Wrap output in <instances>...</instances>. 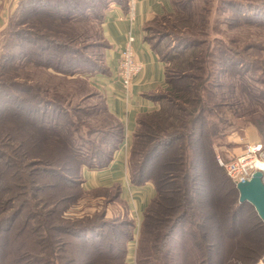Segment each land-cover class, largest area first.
<instances>
[{"label":"trees","instance_id":"obj_1","mask_svg":"<svg viewBox=\"0 0 264 264\" xmlns=\"http://www.w3.org/2000/svg\"><path fill=\"white\" fill-rule=\"evenodd\" d=\"M24 1L21 0L17 7L20 22L40 19L41 24H44L41 20L43 17L48 18L51 24L55 23V27L80 20L91 3L90 0ZM98 1H101L99 5L102 11V46L108 49L102 30L105 12L113 2L130 12L131 2ZM171 2L173 12L157 18L170 19L180 15L175 0ZM148 24L145 26V41L152 45L166 66V85L161 93L153 97L159 103L158 108L138 118L133 136L131 154L134 163L130 182L138 186L153 183L156 191V197L146 209L140 228L136 262L219 264V248L223 242L217 240L218 237L223 239L225 234H222V238L221 235H215L214 231L220 230V227L224 231L231 221L230 232H234L236 226L232 220L237 213L246 205L253 206L248 202H239L236 182L230 178H227L231 183L228 193L230 196L236 193V204L232 200L230 207L225 200L219 206L223 212L216 218L218 215L209 199V191L215 184L214 177L208 175L206 169L210 167L214 173L224 170L217 165L216 160L213 143L215 134L211 126L215 122L207 121V117L212 116L208 102L212 93L206 83L209 73L207 75L205 67L210 54L208 50L199 48V41L185 34L173 35L174 49L163 52L158 44L152 42L155 38L147 34L150 29ZM34 26L37 27V24ZM49 30L54 29L50 27ZM17 32V36L24 39L19 62L37 66L54 79L74 80L84 71L93 74L107 72L104 54L101 64L85 58L81 65L73 63V55L81 54V51L72 47V41L69 42V39L74 40L72 32L69 34L64 31L59 41L31 30ZM41 41H45L47 47ZM30 48L32 51L28 53ZM219 50V64L231 66L234 75L245 70L243 58L236 55L239 57L238 62L233 57L226 59L225 55L230 50L225 49L224 43L220 42ZM59 52L63 57L58 56ZM45 53H50V56L47 58ZM172 63L175 64V71L170 67ZM246 69L251 68L247 66ZM238 80L241 83L243 81L241 78ZM14 86L11 84V87ZM6 87L7 83L0 81V126L6 127L5 124L9 123L13 130L24 128L29 132V138L33 139L32 147H39L38 139L43 138L46 144L59 142L61 149L48 147L50 145L47 144L40 154L32 153V150L29 153L24 148V140L17 141L12 155L0 149V264H130L127 256L131 238L128 231L120 229V226L132 227L131 223L117 219L109 221L103 210L84 218L67 219L65 214L75 203L76 193L85 191L84 167L98 170L107 168L125 139L123 124L110 113L106 97H103L104 112L111 117L112 124L94 132L101 134V143L88 149L85 144L91 142L84 139V146L76 148L72 146L71 137L64 139L72 135L73 131L79 133V129L73 120L67 122L69 126L62 125L64 122L61 120L68 117L66 113L69 107H64L61 96L56 95L57 99L43 98L39 89L28 87L22 91L28 93L32 100H20L12 98L6 92ZM247 93L252 100L263 103L264 91L254 87L249 88ZM95 94L102 97L100 92ZM68 98L69 95H66L65 103ZM2 103L4 106H1ZM252 124L261 138L264 137V127L258 122ZM4 133L9 140L12 139L9 133ZM17 148L23 149L20 159L15 157L20 153ZM24 156L27 157V165H21L20 160ZM57 158H62V163H56L54 160ZM227 180L222 178L224 190ZM113 189L120 191L121 187L118 185ZM229 237L232 239V235ZM79 256L82 257L81 261L78 260ZM263 257L264 254L254 257L248 263L256 264ZM239 261L229 256L227 264H237Z\"/></svg>","mask_w":264,"mask_h":264},{"label":"rangeland","instance_id":"obj_2","mask_svg":"<svg viewBox=\"0 0 264 264\" xmlns=\"http://www.w3.org/2000/svg\"><path fill=\"white\" fill-rule=\"evenodd\" d=\"M20 1L0 0V81L7 83L6 92H9L10 96L15 99L31 101L29 94L22 91L28 87L39 89L38 92L43 98L57 99L56 95L61 96V99H64V107H69L66 113L68 117L65 116L66 118L61 120L65 123L62 125L73 120L79 129V133L73 131L72 135L69 134L64 139L71 137L72 146L76 148L84 146V139L90 140L91 144H85V146L88 149L89 147L93 149L92 146H98L101 143L99 140L101 134H94L96 129L100 130L112 124L111 117L104 112L103 97L105 96L100 89L98 90L95 83V81L97 82L95 78L100 73L93 74L84 71L80 74L82 79L77 77L74 80L64 81L63 78L54 79L51 74L38 69L37 66L22 64L19 62V56L23 51L24 39L17 36V31L22 29L35 31L44 37H54L56 41L60 40L59 36H63L64 31L69 34L72 32L71 36L74 40L69 39V42L72 41V47L81 51V54L73 55L75 56L73 63L81 65L85 58L93 63L101 64L100 61L103 54L105 59L107 50L102 46L103 39L100 32L102 11L99 4L101 1L90 0L89 9L85 10L84 16L80 14V20L73 19L72 23H65L62 27H55V23L51 24L48 18L43 17L41 20L44 24H41L40 19L20 22L21 16L17 12ZM175 4L180 15L175 18L170 17V19L164 17L151 20L148 24L150 29L147 34L155 38L152 42L158 44L163 52L174 49L173 35L175 34L193 37L197 42H200L199 48L209 51L210 55L205 57L208 60L205 67L208 70L207 75L209 73V81L206 83L212 93L208 101L212 116L207 117V121L215 122V125L211 126L215 134L213 143L216 160L218 161L217 165L223 167L224 170L214 173L209 167L206 169V173L214 177L215 186L209 191V199L213 203L217 215H221L223 210H219V206L225 200L230 207L232 200L235 201V204L238 200L236 193L232 196L228 193L231 183L227 178H230L234 183L236 181L228 175L226 166L233 163L236 157L243 154L252 145L264 143V137L261 138L258 130H254L255 126L252 124V122H258L262 128L264 127V98L263 103L259 104L252 100L247 93L249 88L254 87L264 91V21H262L264 20V0H175ZM34 24H37V27ZM50 27L54 30L50 31ZM220 42L225 44L226 50H230L225 55L226 59L233 57L238 62L237 58L240 57L245 60L244 71L234 75L235 73L231 72V66L219 64ZM41 44L47 47L45 41H41ZM31 51L32 48L27 50L28 53ZM44 56L48 58L50 53L48 55L45 53ZM58 56L63 57L60 52ZM247 66L251 69L247 70ZM170 67L175 71L174 63ZM239 78L243 80L242 83L239 82ZM11 84H15V86L11 87ZM97 92H100L102 97L95 94ZM66 95H69L70 98L65 103ZM256 100L258 101L257 97ZM1 106H4L3 103ZM5 126H0V149L11 155L14 154L13 150L18 140H24L26 142L24 148L28 152L32 150V153L40 154L47 144L50 145L48 147L61 149L59 142L46 144L43 138L38 139L39 147H32L33 139L29 138V132L24 128L13 130L9 123H6ZM4 132L9 133L12 139L9 140ZM65 132L67 131L64 129ZM127 149V174L129 177L134 158L131 154L132 147H127L125 150ZM22 151L23 149H19L21 154L17 153L16 159L23 157ZM20 161L21 165L28 164L26 156ZM54 161L62 163V158H57ZM68 162L73 161L68 160ZM85 169L90 168L86 166ZM90 170L99 171L98 169ZM221 177H224L228 182L225 190ZM83 178L85 180L84 171ZM135 187L138 185H132L128 179L124 191L122 189L117 191V189H113L115 187L88 189L85 180V191L76 193L75 203L65 212L67 219H74L84 218L86 215L94 216L103 210L106 211L109 221L117 219V221L121 220L120 222L131 223L132 227L120 226V229L128 231L131 238L128 242L127 256V262L130 264H137L140 228L146 209L156 197V193H153L152 196L149 195L146 202L144 201V206L138 200ZM199 211L202 210L199 208ZM232 221L236 226L234 232H230L231 221L227 223L228 227L225 226L227 229L224 231H222V227L220 230L214 231L215 235L222 237V234H225L226 237H222L224 240H220L218 237L217 240L219 243H225H222L219 248V264H227L229 256L241 260L237 264H251L248 263L251 262L249 260L264 254V224L258 218L256 210L248 205L243 207ZM217 227L219 228L218 224ZM229 235H232V239ZM79 258L78 260L81 261L82 257L79 256ZM260 263H264L261 258L256 264Z\"/></svg>","mask_w":264,"mask_h":264},{"label":"crops","instance_id":"obj_3","mask_svg":"<svg viewBox=\"0 0 264 264\" xmlns=\"http://www.w3.org/2000/svg\"><path fill=\"white\" fill-rule=\"evenodd\" d=\"M128 1L133 2L134 13L127 11L126 8L116 2H113L105 12L102 30L109 46L105 54L107 72L100 73L95 78L98 90L100 89L106 97L110 113L123 124L125 139L109 167L99 171L84 170L88 189L110 188L119 185L122 191L125 190L129 179L126 158L128 149H125L132 147L138 118L142 114L158 108L159 103L153 97L161 93L166 85V66L160 61L152 45L145 41V26L158 16L171 13L172 2L171 0ZM131 33L135 38L133 46L136 58L143 64V68L133 78L129 91L125 92L120 79H118V62L121 51L125 48L128 35ZM135 188L138 200L143 205L149 195L152 196L153 193H156L153 183Z\"/></svg>","mask_w":264,"mask_h":264},{"label":"built area","instance_id":"obj_4","mask_svg":"<svg viewBox=\"0 0 264 264\" xmlns=\"http://www.w3.org/2000/svg\"><path fill=\"white\" fill-rule=\"evenodd\" d=\"M130 11L133 12V2H131ZM133 13L132 16L134 15ZM134 40L133 34H129L118 62V79H120L121 86L125 92L129 91L134 80L133 78L143 68V64L136 58L133 46ZM259 164L262 165L260 166ZM226 170L228 175L236 181V184L250 180L252 178L251 175L255 171L264 173V145H252L247 151L236 157L233 163L226 166Z\"/></svg>","mask_w":264,"mask_h":264},{"label":"water","instance_id":"obj_5","mask_svg":"<svg viewBox=\"0 0 264 264\" xmlns=\"http://www.w3.org/2000/svg\"><path fill=\"white\" fill-rule=\"evenodd\" d=\"M251 176L252 178L250 180L236 184L239 193V202H248L253 206L259 218L264 223V174L261 171H255Z\"/></svg>","mask_w":264,"mask_h":264},{"label":"bare ground","instance_id":"obj_6","mask_svg":"<svg viewBox=\"0 0 264 264\" xmlns=\"http://www.w3.org/2000/svg\"><path fill=\"white\" fill-rule=\"evenodd\" d=\"M260 166L262 165V164H259Z\"/></svg>","mask_w":264,"mask_h":264}]
</instances>
